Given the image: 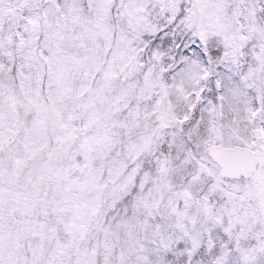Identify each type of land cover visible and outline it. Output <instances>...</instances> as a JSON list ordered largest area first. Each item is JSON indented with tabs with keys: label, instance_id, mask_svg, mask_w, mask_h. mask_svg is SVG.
Here are the masks:
<instances>
[{
	"label": "snow or ice",
	"instance_id": "snow-or-ice-1",
	"mask_svg": "<svg viewBox=\"0 0 264 264\" xmlns=\"http://www.w3.org/2000/svg\"><path fill=\"white\" fill-rule=\"evenodd\" d=\"M0 264H264V0H0Z\"/></svg>",
	"mask_w": 264,
	"mask_h": 264
}]
</instances>
